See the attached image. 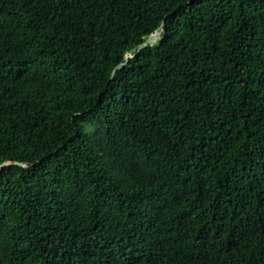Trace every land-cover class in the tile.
Returning a JSON list of instances; mask_svg holds the SVG:
<instances>
[{
	"label": "trees",
	"instance_id": "trees-1",
	"mask_svg": "<svg viewBox=\"0 0 264 264\" xmlns=\"http://www.w3.org/2000/svg\"><path fill=\"white\" fill-rule=\"evenodd\" d=\"M0 264H264V0H0Z\"/></svg>",
	"mask_w": 264,
	"mask_h": 264
},
{
	"label": "water",
	"instance_id": "water-1",
	"mask_svg": "<svg viewBox=\"0 0 264 264\" xmlns=\"http://www.w3.org/2000/svg\"><path fill=\"white\" fill-rule=\"evenodd\" d=\"M163 30V27L155 30L143 43H141L138 46L137 52L134 54H131L130 56L126 57L124 60V63L120 64L119 66H117L116 70L121 69L125 66V63H128L133 57H135L140 50H142L145 46H152L154 44H156L158 42V40L160 39L161 36V32ZM114 74V72H113ZM8 164H6L5 166H7Z\"/></svg>",
	"mask_w": 264,
	"mask_h": 264
}]
</instances>
